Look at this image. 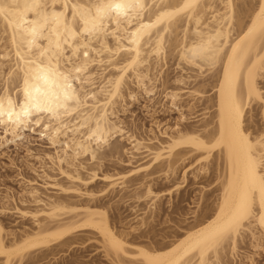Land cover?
<instances>
[{"label": "bare ground", "instance_id": "obj_1", "mask_svg": "<svg viewBox=\"0 0 264 264\" xmlns=\"http://www.w3.org/2000/svg\"><path fill=\"white\" fill-rule=\"evenodd\" d=\"M251 1L0 0V31L6 36L0 53V160L6 157L5 149L19 148L26 138L36 136L53 152L33 155L26 146L27 156L37 163L25 164L26 168L36 179L46 181L49 163L70 184L22 181L21 193L27 198L20 205L12 204V211L30 219L33 227L8 233L0 223V264L14 260L35 264L40 261L32 256L35 251L53 255L54 249L64 247L78 232L90 236L87 242L93 250L88 264H99L92 259L96 252L105 264H224L245 233L250 234L256 251L264 249V132L252 133L257 129L254 118L247 117L254 102L264 101L258 85L264 78V0ZM116 3L124 7L116 11ZM168 55L176 56V65L181 62L196 69L193 82L216 68L210 77L214 96L205 105L213 114L197 128L178 123L160 132L161 139L158 135L136 139L121 121L113 119V106L123 102L124 92L135 98L129 80L144 94L150 93L153 83L148 89L145 82L152 81L148 73ZM105 64L110 71L103 76L106 68L99 78L93 68L102 69ZM97 78L100 81L95 84ZM15 82L17 86L12 87ZM176 82L184 78L179 76ZM203 83L196 82L197 88L194 85L185 94L168 90L164 96L170 107L191 113L203 97L199 90ZM183 95L188 99L184 104ZM180 117L182 123L188 121L186 115ZM117 137L131 146L130 159L124 163L132 167L127 175L98 177L91 168V174L78 171L75 161L85 156L95 163L99 152L112 147ZM63 163L67 170L61 168ZM83 170L89 174L85 178ZM161 172L159 179L168 183L177 181L181 172V181L174 184L177 188L187 186L190 177L191 184L215 194H204L196 211L155 233L154 225L146 231L147 226L151 228L148 222L163 210L156 203L161 196L153 193L150 184ZM210 175L217 180L214 190L201 184ZM97 180L106 183L101 195L116 188L125 191L121 201L131 197L133 193L126 192L130 188L138 191L142 186L144 191L132 198L146 202L147 218L140 217L137 226L129 228L121 219L112 221L114 216L98 200V190L80 191ZM77 185L83 187H71ZM40 188L58 189L64 195L59 199ZM6 194L0 196V213H9L6 205L14 203ZM65 195L85 198V202L65 201ZM183 196L180 202L189 198ZM168 207L179 210L173 204Z\"/></svg>", "mask_w": 264, "mask_h": 264}, {"label": "rangeland", "instance_id": "obj_2", "mask_svg": "<svg viewBox=\"0 0 264 264\" xmlns=\"http://www.w3.org/2000/svg\"><path fill=\"white\" fill-rule=\"evenodd\" d=\"M256 1H258V0H253L251 2L257 3ZM255 5H257V4H255ZM215 6L216 7L218 6L217 8L222 7L221 5H219V3H216ZM1 33L2 32L0 31V50L2 49L0 51V53L3 51V49H5V48H1V46L2 47L6 46V36L3 33L2 34ZM110 41L111 40H109V42ZM111 44H112V42H111ZM166 47H167V42L165 44V49L167 50ZM171 57L168 55L167 56L168 59L166 58V60L164 59V60H162V62H160L161 65L163 64L162 66L159 64L160 66L158 65L155 69H152V71H150L148 73V75H150L152 73L150 75L152 77V79H151L152 81L150 82V84L145 82L147 84L148 89H150L153 86L152 91L150 93H147V95L144 94L143 91L136 88L137 86L134 85L135 82L133 83V81L129 80V81H127V83L130 86L129 85H127V86L130 87V88L128 87L129 91H132L135 98H133V100L130 99L129 97L126 96L127 92L126 93L124 92L125 95H124L123 102L122 101L118 102L119 104L117 103V104H115L116 106L114 105L115 107L113 106V108H114L113 111L114 110L116 111V112L114 111L113 119L114 120L117 119L116 121H118V122L121 121L120 123L122 124L123 127L126 128V131L128 130L127 132L130 133L131 135H134V137H136V139L138 138L139 140H143V139L148 140V138L152 139V137H157V135H158V138L161 139L162 137L159 135L160 132H162L164 130H169L168 128L174 127L178 123L186 124L187 127L189 126V127L197 128L200 125H202L203 122L209 121L211 119V115L213 114V109H210V110L205 109V105H206V100L209 98H213V96H214L213 90H212V84H211V83H213V78H210V77L214 74V71L216 70V68H214L210 72H204L203 73L204 77H198L193 82V80H194L193 76L197 75V71H195L196 69L191 68V67L186 66V65H182L183 63H181V62H180L181 64L179 63L178 65H176V60H177L176 56H173V59ZM177 63H178V60H177ZM103 66H105V67H101L102 69H98V70L96 68H93L94 72L97 73V76L100 75L101 72L103 73L106 70V68H107V70L102 75L105 76L107 73H109V71H110L109 67L106 64ZM178 66H180V67H178ZM4 68L6 69V66ZM158 68H159V70H158ZM101 70H103V71H101ZM4 72L6 73V70H4ZM102 75H100V76H102ZM179 76L182 79L184 78V82H180V83L176 82V79H178ZM188 77H190V78L188 79ZM99 78L96 79L95 84H97L100 81ZM198 81H204V83H203L204 86L199 87V90L202 91V93H203V97L199 101H196V104L194 105L193 110H191V113H189L187 111V109H185V108H183V109L179 108L180 110H178L176 108L170 107V103H169V101H167L168 99L165 98V96H164L165 93L173 90V91H180L181 94H185L186 93L185 91L191 90L192 88L194 89L195 88L194 85H196V88H197L198 85L196 84V82H198ZM151 83H153L154 85L152 84V86H150ZM258 83H259L258 85H260V89L262 88L261 90H263L262 94H264V78H261V80H259ZM14 84L15 85H12V87L17 86L16 82ZM1 87H2V81L0 80V91H1ZM168 90H170V91H168ZM185 99L188 100L187 98H185V95H183L182 96L183 104L185 103ZM260 103L261 102H257L255 105V102H254V105L252 104V110H249L250 113L248 112V114H247V117H249L251 114V116L254 118L253 119L254 123H255L254 128L260 129V131L257 129L252 130V133H254L255 135L259 132L260 133L264 132V130H261V128L263 129V127H264V123H263V120H264L263 119L264 118V113H263L264 112V107H263L264 101L261 104ZM257 104H260V105H257ZM117 105H119V106H117ZM258 106H259V108H258ZM253 108L257 109L256 110L257 113H256L255 109H253ZM259 111L260 112L262 111V112L259 113ZM181 114L186 115L188 121H185V123H182V121H180L181 120V117H180ZM259 114H261V115H259ZM35 137L36 136H31V137L26 138L25 141H27V143H28V140H30L31 143L29 142L27 144L24 141L23 144H25V145H22L19 148H14L11 146V147L7 148L8 150L5 149L4 152L6 154V157L3 160H0V196L7 193L6 196L9 195L8 196L9 198L11 197L14 199V203L10 202L9 205H6V206H9L8 210L10 212L9 213H0V223L2 224L5 231H7L8 233L19 232L25 226L27 228L33 227V225H32L33 223H31L32 221L30 219L29 220L28 219H22L19 217L18 214L14 213L12 211L13 210L12 208L15 206V204L19 203L22 198H24V199L27 198L26 196L23 197V193H21V190L23 192V188H24L23 182H22L23 180L35 179L39 184H42L43 181L44 182H50V183L56 182L59 185L61 184L60 186H62V187L63 186L66 187L67 185H69L68 187H70V184L67 181L65 182V180H63V177L59 174L58 168L56 166H51L49 163L46 164L45 170H46L47 175L50 177V179H48L46 181L43 179H39V178L36 179L35 175L28 168H26V165L28 163L33 164V165L35 164V166H37L36 161L33 158H30L27 156L26 149L30 148L29 151L31 150L30 152L33 155H36V153H37V155H40V156L43 155L42 153H50V151L52 150V149H49L47 147L46 142L36 140L37 138L35 139ZM118 138H120V137L113 138V139H116V141H114V140L112 141V144H113V142H116L112 146L114 148V146L116 144L115 149H112V147H109V148L106 147L102 151L100 150L101 152H99L100 153L99 159L97 161H94L95 163H93V161L89 160L88 158H87L88 160H85L86 157L83 156V158H81L82 161H79L80 158L77 160L78 162L75 161V165H76L75 167H77V168L80 167V170H78L79 172L82 171L81 169H84L85 171H89L90 172V173L88 172L89 174H91L90 170H92V172L96 171V173H97L96 175L98 177H102L105 174L108 176L117 175V177H118V175H119V177L127 175L129 173V171L132 169V167L127 166L124 163H126L130 159L129 158L130 152L132 150L130 149L131 148L130 144H128L127 143L128 141H126L127 139L125 140V138H123V140H120ZM117 140H119V141H117ZM26 146H28L29 148ZM25 147H26V149H25ZM46 147H47V149H46ZM116 149H119V150L117 151ZM52 152H53V150L51 151V153ZM80 163H83V164L79 165ZM63 164H61V168L64 170L66 168V170H67V165H65V164L63 165ZM77 165H79V166H77ZM83 165H85V166H83ZM85 167H86V169H85ZM69 168L70 167H68V169ZM71 169L72 168H70L69 170H71ZM84 170H83V172H85ZM84 174H85L84 178L87 175H89V174H87V172H85ZM161 174H162V172L159 173V175L161 177H159L157 174L158 178L156 177L155 180H153V182L150 185L152 187L153 193H155V195L157 194V196H161V198L156 203H157V205H160L159 208L162 209L163 212L160 211L159 212L160 216H158V217L156 216V213H154L155 215L152 214L154 216V218H152V220L150 219V221L147 219V222L149 221L148 223H151V228H150V225L147 226V228L145 227L147 230L144 228V230L149 231L155 226L153 228L154 230L152 229L153 231H155V233H159V229L168 230L174 222H176V221L180 222L181 219H184L185 217L189 216L190 213H192L193 211H196L201 205V201H202L201 199L202 198H200V197L201 196L203 197L204 194H206V193L208 195L215 194L212 191L206 192V191H204V189L201 190L200 186H197V185L195 186V185L191 184L192 181H189L191 179L190 177H188V185L187 186H185L183 188L175 187L174 184H177L175 182L181 181V179H180L181 178L180 177L181 172H179L177 174L178 178H177V181H175L174 183L173 182L168 183V182L164 181L163 179L162 180L159 179V178H162ZM81 175H83V173ZM137 177H139V176H134V178H137ZM157 179H159V180H157ZM214 179H216L215 175H213V176L210 175V176L204 177L202 179L201 184L204 185L205 187L209 186L208 188H210V189L213 188V190H214V188H216L215 185L217 184V183L215 184V182L217 180H214ZM87 186L83 187V185H77V186H71V187H76V188L78 187L79 190H80V188L83 187L82 188L83 190H80L81 192L82 191L88 192L87 189H89V192L92 190L91 191L92 193H96L98 190V192L96 194H100V192L103 189L104 190L106 189V183H104L103 181H100V180H97L96 182L92 183L91 186L90 185H87ZM89 186L93 187L95 192ZM174 187L177 189H175ZM85 188H86V190H84ZM135 188H130L131 190L126 191L127 193L131 191V193H133V194H130L131 199L126 198L127 200L125 199L124 201H121V196L125 193V191L121 192L118 188H116V190L115 189L111 190V191H115V192H111V191L106 192L105 191V193H107L106 195L104 193V195L102 194L103 196L101 194H100V197L98 196L99 202L100 203L102 202L103 206L105 205L104 207L107 206L106 210L108 209L109 210L108 213L111 214L109 216L115 217V218L110 217V219L114 222H116L117 219H119V220L121 219V221L123 220L122 223L125 224L124 227H126V228H129L131 226L136 227L138 224L137 220L140 219V217H146L147 218V215L149 214L148 210L145 208L146 205L144 206V204L146 202L141 201V200L136 201L134 199L135 198L134 196L141 194L144 191V188L142 186L140 187L141 189L138 187V191H137V188L136 189ZM57 190L50 189V188L45 190L43 188H40V192H42L43 194H46L49 196L52 195L56 198H59V196H60L61 198H59V199H62V195H64V194H62V193L60 194V191H57ZM56 191L59 194H57ZM119 192H121V193L119 194ZM210 192H212V194H210ZM115 193H118V194H115ZM20 194H22L21 195L22 197L20 196ZM56 194H57V196H56ZM114 194L116 196H114ZM183 195L185 197L188 196L189 198H188V200H186L184 202H182V201L180 202L179 199H181ZM2 197H0V198H2ZM19 197H20V199H19ZM72 197L73 196L71 195V197L68 196V198H67V196L65 195L63 197V199L65 201L67 200V201H71L73 203H76L75 201L78 200L79 202H77V203H79V205H83V203L85 202V198H82L79 200L78 198H80V197H77V196L76 197L74 196L75 198L74 197L72 198ZM111 197H113V198H111ZM132 197H134V198H132ZM65 198H67V199H65ZM111 199H113V201ZM80 201H82L83 203L82 202L80 203ZM169 204H173L176 207L178 206L179 210L176 208L177 209L176 211H174L175 209H173V211H171V209L168 207ZM17 205H20V203ZM1 206L2 205H1V201H0V208H1ZM114 209L116 210V212ZM135 210H138V211L135 212ZM114 214H116V215H114ZM117 215H118V217L116 218ZM188 221H190V220H188ZM175 224L176 223H174L173 225H175ZM152 225H154V226H152ZM254 230H255V235L259 236L260 235L259 230L255 228V229H253V232H254ZM247 234L248 233L244 234V240H243L244 242L242 241L239 243L236 251L233 253V255H230L228 258L225 259L224 264H250L251 261L253 264H264V249H260L259 251H256L252 247L253 242L251 241L252 240L251 236H249L250 234H248V235ZM88 237H90V236L87 232H78L76 234H73L72 237L67 241V243L65 245H63L64 247L60 246L57 249H54L55 253L53 252V255H48L45 253L46 257H45V255L43 256L42 252L35 251L32 256L33 257L38 256L40 261H38L37 263H35V262L34 263L35 264H76V263L77 264H85L84 262H86V264H88V258L92 253L91 251L93 250V248H90L89 242H87ZM261 243H263V245H261ZM261 243H260V245L263 246V248H264V241H262ZM67 244H68V246H67ZM39 255L41 257L43 256L45 258H43V257L41 258ZM92 259H94L96 262L98 261L99 264H105V263H103L104 262L103 258L101 257V253H99V252H96L94 254V256L92 257ZM0 263H1V261H0ZM30 263L33 264V262H30ZM12 264H16L15 260L12 262Z\"/></svg>", "mask_w": 264, "mask_h": 264}, {"label": "snow or ice", "instance_id": "obj_3", "mask_svg": "<svg viewBox=\"0 0 264 264\" xmlns=\"http://www.w3.org/2000/svg\"><path fill=\"white\" fill-rule=\"evenodd\" d=\"M113 6L112 5H109V8L111 9ZM115 7V10L116 11H120L123 7H124V4L123 3H116L114 5ZM25 114H27V110H25Z\"/></svg>", "mask_w": 264, "mask_h": 264}]
</instances>
